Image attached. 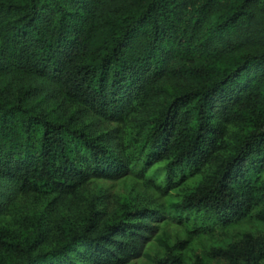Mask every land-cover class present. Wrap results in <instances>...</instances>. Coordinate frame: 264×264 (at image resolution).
<instances>
[{"label":"trees","instance_id":"16d2710c","mask_svg":"<svg viewBox=\"0 0 264 264\" xmlns=\"http://www.w3.org/2000/svg\"><path fill=\"white\" fill-rule=\"evenodd\" d=\"M264 264V0H0V264Z\"/></svg>","mask_w":264,"mask_h":264},{"label":"rangeland","instance_id":"374dc122","mask_svg":"<svg viewBox=\"0 0 264 264\" xmlns=\"http://www.w3.org/2000/svg\"><path fill=\"white\" fill-rule=\"evenodd\" d=\"M129 264H149L146 260L142 258H137L135 260H132Z\"/></svg>","mask_w":264,"mask_h":264}]
</instances>
